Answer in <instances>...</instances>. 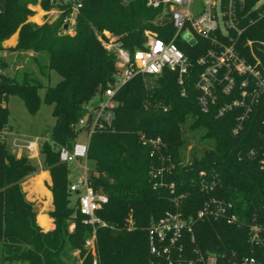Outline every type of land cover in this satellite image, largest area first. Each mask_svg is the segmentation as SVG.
Masks as SVG:
<instances>
[{"label":"trees","instance_id":"obj_1","mask_svg":"<svg viewBox=\"0 0 264 264\" xmlns=\"http://www.w3.org/2000/svg\"><path fill=\"white\" fill-rule=\"evenodd\" d=\"M39 1L44 10L53 7L52 0ZM82 1L75 32L70 35L62 31L60 18L40 25L28 21L34 13L28 5L38 0H0V49L32 52L43 74L48 70L60 76L54 85L45 88L42 97L38 92L42 83L27 70L22 72L21 81L17 75L4 77L1 89L9 96H18L32 115L42 102L52 105L55 123L45 133L54 144L62 146H71L77 137L74 125L85 114L83 105L114 80L115 56L104 49L95 32L108 31L130 51L141 48L143 30L154 31L165 41L172 33L169 24L160 27L152 23L156 11L146 7L144 0ZM16 31L15 46L4 47L3 42ZM242 38L263 43L254 47V52L264 66V19L249 26ZM15 39L13 35L8 43L14 44ZM179 48L190 59L198 55ZM40 54L46 57L45 62ZM197 71L198 67L192 65L190 75L184 77L183 96L173 71L163 70L150 78L152 85L135 75L117 92L113 131H97L90 137L87 161L91 160L94 167L89 168V182L95 192L107 196L96 211L107 223L96 229L101 264H149L146 228L164 211L173 209L169 183L174 193H186L181 205L183 217L194 215L208 197L231 203L229 211L236 214V223L203 217L192 227L198 248L218 255L216 264H232L242 256H253L254 264H264V247L252 246L247 240L251 221H264V165L260 168L257 160L243 156L250 148L264 146L261 111L254 109L243 129L232 134L236 112L215 117L214 108L208 113L200 111L193 87ZM146 101L150 106L144 108ZM155 103L167 106V110L161 111ZM8 117L9 110L0 113V126L8 122ZM186 130L198 131L196 141L206 147H190L189 162L184 163L182 150L189 143ZM139 133L147 138L159 137L164 144L160 154L169 156L173 163L171 171L163 173L165 185L152 186L148 171L151 165L161 166L168 161L150 157L149 147L139 142ZM41 155L52 182L48 188L53 209L48 215L54 227L48 231L36 223L34 203L26 199L21 185L35 167L27 157L15 156L0 142V264L2 260L70 264L68 256L75 249L82 264H91L83 248L91 228L82 222L78 200L69 205L67 164L59 161L50 141L42 144ZM199 171H204L207 179L212 173L218 177L219 183L208 193L199 190ZM44 218L37 216L40 223ZM50 218L45 228L50 227Z\"/></svg>","mask_w":264,"mask_h":264},{"label":"built area","instance_id":"obj_2","mask_svg":"<svg viewBox=\"0 0 264 264\" xmlns=\"http://www.w3.org/2000/svg\"><path fill=\"white\" fill-rule=\"evenodd\" d=\"M51 3L53 8L49 10H42L39 0L37 4L29 5L33 15L36 14L34 5H38L43 12L40 21L32 22L40 25L53 22L50 20L52 17L55 20L60 18L62 31L74 34L83 1L52 0ZM144 4L156 11L152 23L160 27L169 24L172 33L165 41L156 32L143 30L145 38L141 48L130 51L108 31L95 32L104 49L115 56L116 71L114 80L93 97L96 102L92 104L90 100L83 105L85 114L74 125L78 135L86 134V140L76 137L71 146H62L54 144L48 133L19 134L10 130L8 122L0 126V142L5 143L13 154L21 152L25 157L37 159L41 155L42 144L50 141L51 147L58 152L60 162L67 165L78 163L82 169L81 175L74 181L70 180L71 171L68 173V190L77 197L82 222L91 228L83 244L91 264H101L96 229L107 226V223L96 211L107 201V196L95 192L89 182V140L94 132L113 131L114 110L119 104L116 96L121 85L135 75L146 79L169 70L175 72L179 93L183 96L184 77L190 75V68L194 65L198 71L193 87L201 112L208 113L214 108L215 117L236 112L231 133L238 134L243 129L244 121L258 108L261 111L260 123L264 127V66L254 52V47L259 48L263 43L242 38L249 26L264 19V0H144ZM47 13L51 14L49 21L45 19ZM179 45L198 55L190 59ZM6 51L9 52L0 49V113L8 110L9 95L1 89L4 77L9 76ZM148 105L146 101L143 107L147 108ZM154 106L161 111L167 110V106L159 103ZM139 142L149 147L150 157L155 156L161 162L163 159L168 161L161 166L151 165L148 171L152 186L165 185L161 180L163 173L170 172L173 163L169 156L160 154L164 144L159 137L147 138L141 133ZM243 156L257 160L261 168L264 165V146L250 148ZM184 160V163L189 162L186 158ZM197 175L198 187L202 192L208 193L219 183L216 174H210L208 179L204 171H199ZM167 187L172 195L173 209L164 211L146 228L148 263L216 264L218 255L198 248L192 227L203 217L223 218L228 224L236 223V214L229 211L231 203L208 197L194 215L183 217L181 205L186 193H174L172 183ZM247 236L250 245L264 247V221L252 220L247 228ZM254 261L253 256H242L232 264H254Z\"/></svg>","mask_w":264,"mask_h":264},{"label":"rangeland","instance_id":"obj_3","mask_svg":"<svg viewBox=\"0 0 264 264\" xmlns=\"http://www.w3.org/2000/svg\"><path fill=\"white\" fill-rule=\"evenodd\" d=\"M35 9H36L35 11L37 15L36 16L32 15L34 16L33 19L36 21H40L39 17L43 14V12L40 10L39 7H36ZM50 16L51 14L49 13L45 14V19L49 21L48 19H50ZM54 18L55 17H52L50 20L54 21L55 20ZM28 21H31V17L28 18ZM13 35H16L17 37L18 32L16 31ZM13 35H11L10 38ZM3 46L13 47L10 43H8V40H5L3 42ZM32 55H33L32 52H26V53H19L17 51L7 52V56H6L7 65L6 66L8 70V75L9 76L17 75L18 80L21 81L22 72L24 70H27L28 72L31 73V75L35 79L39 80V82L42 83L43 87L38 90L40 96L42 97L44 94L45 88L48 85H54L60 79V76L56 72L48 71V70H44V74H43V72L40 71L36 62L33 60V57H31ZM39 58L41 59V61L45 62L46 57L44 55L40 54ZM144 81L145 83L151 84V85L153 83L150 78H146L144 79ZM7 100H8V110H9L8 126H10L9 128L11 131H16L19 134L32 135V134H38L42 132L45 133L49 128H51L54 125L55 117L52 116L51 114L52 105H48L42 102L39 107V110L34 115H32L27 111L23 101L18 96L10 95L8 96ZM90 102L93 104L96 101L92 99ZM185 134L187 137H189V141H188L189 143L182 150V156H183L182 162L185 161L184 160L185 158L187 161H189L190 149L188 148V146L197 147V149L206 147L205 144L199 143L196 141L198 131L186 130ZM77 137L78 139H81L82 141L86 140L85 133H80ZM15 156L21 157L23 156V154L21 152H15ZM27 159H28V162L31 164V166L35 167L36 170L28 174L27 176H25L23 180L21 181V185H22L23 190L25 191L26 199L30 200L31 198L30 201L32 203L34 204L37 203L41 205V201H40L41 195H40L39 189L44 190V187H45L48 191H50L48 187H50L52 184L51 179L49 181L45 179L47 175L49 174V171H48L47 166L44 165L42 155H40L37 159H31L29 157H27ZM93 167H94L93 162L91 160H88L87 168L91 169ZM67 169L69 170V172L71 171L72 175H71L70 180L72 181H74L82 173V169H80L78 163H71L67 165ZM46 171L48 172V174ZM76 198H77L76 195L74 193H71V196H69L70 206L75 205ZM49 208L53 209V206L51 205L50 207L46 209L48 210ZM44 217L47 218V216L45 215ZM36 223H37V220H36ZM52 223H53V220H52ZM0 258H1V250H0ZM68 260L71 261L70 264H82V259L80 257L79 250L75 249L71 251V253L68 256ZM4 264H9V263H4ZM12 264H27V263L13 261Z\"/></svg>","mask_w":264,"mask_h":264},{"label":"crops","instance_id":"obj_4","mask_svg":"<svg viewBox=\"0 0 264 264\" xmlns=\"http://www.w3.org/2000/svg\"><path fill=\"white\" fill-rule=\"evenodd\" d=\"M36 7H39L38 5H34L33 6V8H36ZM40 8V7H39ZM37 14H34V16H36ZM34 16H31V21H36V20H34L33 18H34ZM18 37V36H17ZM17 37H16V39H15V42H14V44H11L12 46H14L15 44H16V42H17ZM7 40H9V39H7ZM47 172V171H46ZM47 174H48V172H47ZM46 180H50V176H49V174L47 175V177L45 178ZM40 190V195H41V199H40V201H41V205L40 204H37V203H35V204H37V205H39V207H40V210H42V209H46V207L48 208V207H50L51 205H52V194H51V192H50V194H51V198H50V194L47 192V190L44 188V190H42V189H39ZM25 192V191H24ZM47 198L48 199V202H47V205L45 204V203H43L42 202V200L44 199V198ZM33 199V198H32ZM28 200V199H27ZM30 200H31V198H30ZM30 200H28V201H30ZM51 201V202H50ZM31 202V201H30ZM50 203V204H49ZM53 206V205H52ZM43 207V208H42ZM42 208V209H41ZM49 211L50 210H52V209H48ZM37 216H38V214H36V220H37V224L41 227V229L43 230V231H48V230H50V229H52L53 227H54V224L52 223V219H51V221H50V227H48V228H45L47 225H48V220H49V215L47 214V218L45 217L44 218V221L42 222V223H40L39 221H38V219H37ZM46 219V220H45ZM73 229V225H70V230H72ZM13 262V261H12ZM12 262H10V261H7V260H2L1 261V264H4V263H9V264H12Z\"/></svg>","mask_w":264,"mask_h":264},{"label":"water","instance_id":"obj_5","mask_svg":"<svg viewBox=\"0 0 264 264\" xmlns=\"http://www.w3.org/2000/svg\"><path fill=\"white\" fill-rule=\"evenodd\" d=\"M64 27L66 28V26H64ZM262 197L264 198V194H262ZM32 211L35 214H38L41 211L39 205L34 204L33 207H32ZM42 212L48 214L49 213V210L44 209V210H42Z\"/></svg>","mask_w":264,"mask_h":264},{"label":"bare ground","instance_id":"obj_6","mask_svg":"<svg viewBox=\"0 0 264 264\" xmlns=\"http://www.w3.org/2000/svg\"><path fill=\"white\" fill-rule=\"evenodd\" d=\"M42 202L45 203V204L47 205L48 199L45 197V198L42 200ZM42 208H43V207H42ZM42 208H41V209H42ZM46 208H47V207H46ZM42 210H44V209H42ZM42 210L38 213V216H44V215L47 216V214H46V213H43Z\"/></svg>","mask_w":264,"mask_h":264}]
</instances>
